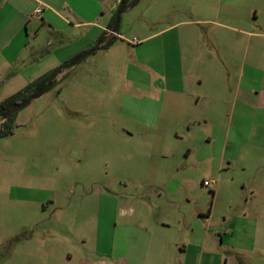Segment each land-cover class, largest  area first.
I'll return each mask as SVG.
<instances>
[{
	"label": "rangeland",
	"instance_id": "374dc122",
	"mask_svg": "<svg viewBox=\"0 0 264 264\" xmlns=\"http://www.w3.org/2000/svg\"><path fill=\"white\" fill-rule=\"evenodd\" d=\"M40 12L19 45L10 40L20 51L0 71V103L59 67L82 31L43 26ZM227 12L225 0H139L111 51L17 112L0 139V264H99L101 243L145 221L207 233L215 246L232 225L264 222V57L231 36ZM166 38L181 95L162 91Z\"/></svg>",
	"mask_w": 264,
	"mask_h": 264
},
{
	"label": "crops",
	"instance_id": "0c3cea01",
	"mask_svg": "<svg viewBox=\"0 0 264 264\" xmlns=\"http://www.w3.org/2000/svg\"><path fill=\"white\" fill-rule=\"evenodd\" d=\"M119 2L120 0H0V71L19 55L20 50L16 54L11 53L10 40H17L18 45L21 43L23 31L30 24V17L37 8H42L37 19H40L43 26L61 23L72 30H82L75 35L76 42L70 45L66 54L60 60L55 57L60 65L79 54L88 53L81 62L84 63L88 56L111 51L116 42L107 50L90 52L99 37L108 30ZM225 5L227 19L233 25L229 28L231 36L235 35L237 41L245 38L248 43L253 42L251 57H264V0H225ZM155 35L157 34L146 36L142 41ZM170 39L163 41L165 78L162 91L170 95H181L184 94V88L180 84V57L175 43L171 44ZM177 42L176 40V45ZM79 65L66 70H74ZM170 67L173 69L170 70ZM44 74L43 72L42 75ZM258 85L262 91L257 105L264 111V77ZM161 101L164 103L165 100ZM243 105L248 106V100H244ZM261 123L257 139H261L258 145L264 148V118ZM262 182L264 184V177ZM250 194L254 197L255 190L252 189ZM261 218L264 219V216ZM258 219L246 221L242 226L232 225L227 230L226 242L220 239L216 246L207 233L196 235L193 230L184 232V229H174L168 223L152 225L145 221L144 224L130 228L127 235L121 234L116 240L101 243L100 249L106 260L99 264H264V222ZM81 264L92 263L81 261Z\"/></svg>",
	"mask_w": 264,
	"mask_h": 264
},
{
	"label": "trees",
	"instance_id": "16d2710c",
	"mask_svg": "<svg viewBox=\"0 0 264 264\" xmlns=\"http://www.w3.org/2000/svg\"><path fill=\"white\" fill-rule=\"evenodd\" d=\"M139 0H120L116 12L123 13L124 11L134 7ZM114 17L105 31L97 40L93 49L90 52L107 50L116 41L115 30H112ZM111 32V33H109ZM88 53L79 54L64 62L59 67L45 73L33 82L29 83L19 92L5 99L0 103V119L3 121L0 128V139L9 136L12 133L13 121L18 111L25 108L36 95H43L52 86L53 81L61 72L73 66L80 64Z\"/></svg>",
	"mask_w": 264,
	"mask_h": 264
},
{
	"label": "water",
	"instance_id": "95a60500",
	"mask_svg": "<svg viewBox=\"0 0 264 264\" xmlns=\"http://www.w3.org/2000/svg\"><path fill=\"white\" fill-rule=\"evenodd\" d=\"M120 15H121V13H119V12H116V13H115V16H114V23H113L112 30H115V29L117 28ZM40 96H41V95H36V96L34 97V99H37V98H39Z\"/></svg>",
	"mask_w": 264,
	"mask_h": 264
},
{
	"label": "built area",
	"instance_id": "2783aa9c",
	"mask_svg": "<svg viewBox=\"0 0 264 264\" xmlns=\"http://www.w3.org/2000/svg\"><path fill=\"white\" fill-rule=\"evenodd\" d=\"M109 33H111V32H109ZM130 43L133 45H136L138 42L135 39H133Z\"/></svg>",
	"mask_w": 264,
	"mask_h": 264
}]
</instances>
